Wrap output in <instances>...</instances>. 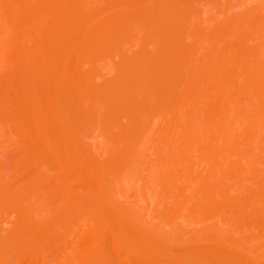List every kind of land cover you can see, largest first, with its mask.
<instances>
[{
	"label": "bare ground",
	"instance_id": "obj_1",
	"mask_svg": "<svg viewBox=\"0 0 264 264\" xmlns=\"http://www.w3.org/2000/svg\"><path fill=\"white\" fill-rule=\"evenodd\" d=\"M0 264H264V0H0Z\"/></svg>",
	"mask_w": 264,
	"mask_h": 264
}]
</instances>
